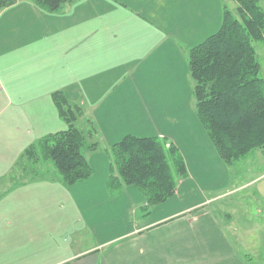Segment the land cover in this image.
<instances>
[{
	"label": "crops",
	"instance_id": "1",
	"mask_svg": "<svg viewBox=\"0 0 264 264\" xmlns=\"http://www.w3.org/2000/svg\"><path fill=\"white\" fill-rule=\"evenodd\" d=\"M229 3L236 8L234 0H73L50 12L33 0H15L0 9L12 29L0 31V80L7 83L0 88H23L22 127L12 131L9 122L0 123L2 147L33 132L40 138L62 129L56 92L83 114L89 111L104 143L84 150L92 174L73 185L57 170L48 172L45 162L22 166L15 177L0 167V225L21 222L0 229V264H264V149L240 160L237 172L244 176L232 182L236 162L218 156L200 124L188 71V50L217 31ZM259 5L264 10V0ZM254 47L264 78V41ZM126 134L172 142L187 176L172 197L154 206L162 212L117 234L108 232L114 218L90 209L73 213V202L87 201L94 187L106 197L110 147ZM127 186L113 187L139 198ZM253 186L243 197L257 193L255 208L244 199L228 200L229 211L215 212L216 202ZM174 198L166 215V202ZM142 204L133 205V216ZM26 213L38 215L23 219Z\"/></svg>",
	"mask_w": 264,
	"mask_h": 264
},
{
	"label": "trees",
	"instance_id": "2",
	"mask_svg": "<svg viewBox=\"0 0 264 264\" xmlns=\"http://www.w3.org/2000/svg\"><path fill=\"white\" fill-rule=\"evenodd\" d=\"M33 1L54 12L73 0ZM14 2L0 0V9ZM235 2L236 14L225 8L217 31L187 54L196 116L228 165L264 149V78L254 47V42L264 41V10L259 0ZM53 96L66 128L43 135L22 156L32 164L51 160L62 181L73 185L91 176L84 148L94 150L98 144L86 142L94 128L84 133L74 125L83 113L81 107L66 103L61 93ZM110 157L114 170L110 182L136 187L146 209L172 197L178 180L187 176L179 149L158 136L126 134L111 145Z\"/></svg>",
	"mask_w": 264,
	"mask_h": 264
},
{
	"label": "rangeland",
	"instance_id": "3",
	"mask_svg": "<svg viewBox=\"0 0 264 264\" xmlns=\"http://www.w3.org/2000/svg\"><path fill=\"white\" fill-rule=\"evenodd\" d=\"M228 7L230 10H232V12L235 15L236 14L235 8H233V6L230 3L228 4ZM3 18H0V31L4 30V31L10 32L12 29H11V27L7 28V24L5 23L6 20L4 19V21H3ZM254 45H257V42H254ZM14 68L15 67L11 68V70H12L11 72H12L13 76L18 75V72H17L18 70H14ZM188 78H189V80L191 79L190 76ZM160 79H162V78H160ZM164 79H166V77ZM185 79H186V77H185ZM5 84H7V83H5V81L0 80V86L5 85ZM185 88H186V86H185ZM19 91L22 92L23 88H0V123L6 124L9 122L8 125L11 127H14L12 129V131L15 128L17 129L18 127H20V128L22 127V125H19V121H18V119H19L18 112L20 110L19 109V102H18V92ZM5 93L8 94V99L4 98ZM5 97H6V95H5ZM82 107L84 108V105ZM26 111H27V113L29 112L28 110H26ZM22 113H23V111H21V114ZM91 122L92 121H91V117L89 115V111L87 109H85L84 114L82 113V115L77 118L74 125L77 128L81 129L84 133H86L87 131L91 130L92 128H95V130L97 129L95 125H91ZM0 128H1V125H0ZM65 128H66V124L62 127V129H65ZM55 129L58 130L59 128H55ZM95 130L93 131V133H91L92 136H88V134L86 135V142L87 143L92 141V139L96 142H99L98 135L94 133ZM37 137L38 136L35 135V132H33L31 134H27V136L24 137L23 139H17V140L13 139L9 149H4L2 147V143L0 142V167L2 166L5 168H8V170L10 171L9 173H12L11 174L12 177H15V176L19 175V173H16V172L18 171V169L20 170V168L22 166H26V165L33 166V164L26 161V159H25L26 157H23L22 155H23L26 147H28L29 143H34V144L37 143V141L39 139ZM95 139H98V140H95ZM22 142H24L25 144ZM99 143L104 144L101 141ZM84 150H85V148H84ZM102 151L104 152L103 149H102ZM103 156L100 159L101 161L106 160L103 158ZM40 162H45V163H41V164L48 172H52L54 170H57L55 168V166L53 165L51 160H41V161H38L37 164H39ZM240 162L241 161L236 162L234 164V167L232 168V171H231L232 182H234V183H237L239 181V179H241L242 176H244V175L240 176L241 173L237 172L243 166V165H240ZM112 171H110V174L108 177L109 182L107 183V185H105V184L102 185V186H107V189H109L106 197H103L102 195H100V192L98 191V189L94 187L91 194H90V197L87 198V201L86 200L85 201L79 200V197L74 198L73 213H80L83 210L90 209V214H93L95 216L102 213V214H105L108 219L114 218L112 221L113 225H111L112 228L109 229L108 232L116 229L117 234H120L123 231H126L125 229H127L128 225L131 227V225L134 224L136 219L139 220V222L141 223V222H144L146 219L150 220L151 218H153L154 216H156L157 214H159L160 212H162L164 210V209H161V207H159L158 209H155L154 206L153 207L150 206V208L146 209L144 207V205H145L144 197L139 192V190L132 185H129L127 187L130 188L131 192H136L138 194L139 198H135L133 194H131V197H129V193L128 192L125 193L123 189H122L123 192L121 191L122 193L120 194L119 189H115V187H113L114 185H110L112 183V182H110V175L114 173L113 168H112ZM56 172H57V174H59L58 171H56ZM30 174L31 173H29L28 175H30ZM102 174H103L102 169H97L95 171V177L96 178L101 177ZM58 176H60V175H58ZM94 181H95V179H94ZM254 188L255 187L253 186V187L246 189L245 191H243L239 194L233 195L231 197H227L225 199H221L220 201L216 202L214 204L215 212L218 213V215H221V213L223 211L224 212L229 211L230 208H229L228 203H227L228 200L239 202L242 199H244V201H246L253 208L254 203L258 200L257 193L255 195H252V196H247V197H243V196H245V194H248V192H250V191H254ZM79 193L80 194L82 193L81 190L79 191ZM196 195H198V193ZM118 196H120V197H118ZM135 199L137 200V202L134 203ZM177 200H179V199L174 198L171 201L166 202V215H169L173 211V210H171L173 208V207L171 208V205L176 203ZM140 202H141V204L142 203L143 204L140 208L138 207L136 209V215L133 216L134 213L133 214L131 213V209H133V205H135L137 203H139V205H141ZM87 205H89V208H86ZM155 206H157V205H155ZM57 211H61V209L55 210V212H57ZM263 211H264V209H263ZM146 212H148V213L146 214ZM26 214L27 215H23V219L30 216V215H38L36 213H32V214L26 213ZM119 215L122 216V220H121L123 223L122 226L118 225L121 223L120 222L121 217H119ZM23 222H25V221L23 220ZM20 225H21V222L19 220H15L14 227H5L2 224V225H0V229L1 230L7 229V228L16 229ZM123 226H125L126 228L122 229ZM37 227H39V226L37 225ZM173 227H174V225H171V226H168L166 228L172 229ZM6 244H8V243H6Z\"/></svg>",
	"mask_w": 264,
	"mask_h": 264
}]
</instances>
